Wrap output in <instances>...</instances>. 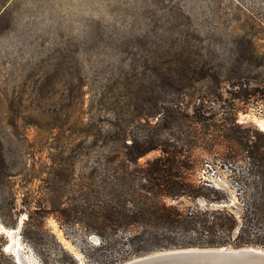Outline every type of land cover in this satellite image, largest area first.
<instances>
[{
    "label": "rangeland",
    "instance_id": "1",
    "mask_svg": "<svg viewBox=\"0 0 264 264\" xmlns=\"http://www.w3.org/2000/svg\"><path fill=\"white\" fill-rule=\"evenodd\" d=\"M249 42L264 52V0H0L5 254L42 264L32 248L34 229L24 223L36 205L55 197L48 187L56 183V168L65 174L74 155L81 167L109 121H131L137 132L148 130L146 122L157 125L164 73L176 60L190 62L194 74H209L176 95L185 111L202 99L219 108L230 101L233 59H240L236 72L247 70L242 60ZM244 108L237 121L264 131V100ZM159 154L152 150L138 163ZM46 227L86 264L54 217Z\"/></svg>",
    "mask_w": 264,
    "mask_h": 264
},
{
    "label": "trees",
    "instance_id": "2",
    "mask_svg": "<svg viewBox=\"0 0 264 264\" xmlns=\"http://www.w3.org/2000/svg\"><path fill=\"white\" fill-rule=\"evenodd\" d=\"M239 60L230 64L229 103L215 108L202 99L190 113L176 95L209 74L176 60L164 73L157 125L146 122L148 130L137 132L131 121H109L81 167L74 155L65 174L56 168L48 187L55 197L36 205L24 223L34 229L32 248L42 264H80L46 227L49 216L86 264H119L172 248H264V131L237 121L238 110L264 100V52L249 42L245 72H236ZM152 150L160 154L139 164ZM5 241L0 234V264H16Z\"/></svg>",
    "mask_w": 264,
    "mask_h": 264
},
{
    "label": "water",
    "instance_id": "3",
    "mask_svg": "<svg viewBox=\"0 0 264 264\" xmlns=\"http://www.w3.org/2000/svg\"><path fill=\"white\" fill-rule=\"evenodd\" d=\"M76 256V255H75ZM18 264H28L19 254ZM80 259L79 256H76ZM119 264H264V248L244 246L185 247L154 251Z\"/></svg>",
    "mask_w": 264,
    "mask_h": 264
},
{
    "label": "bare ground",
    "instance_id": "4",
    "mask_svg": "<svg viewBox=\"0 0 264 264\" xmlns=\"http://www.w3.org/2000/svg\"><path fill=\"white\" fill-rule=\"evenodd\" d=\"M260 126H261L262 129H264V122H260ZM60 238L63 239L61 236H60ZM67 245L70 246L68 243H67ZM17 256H18V259L20 260L19 253H18Z\"/></svg>",
    "mask_w": 264,
    "mask_h": 264
}]
</instances>
